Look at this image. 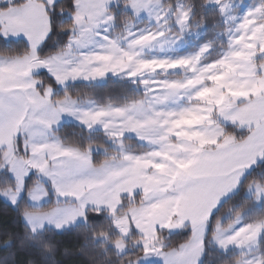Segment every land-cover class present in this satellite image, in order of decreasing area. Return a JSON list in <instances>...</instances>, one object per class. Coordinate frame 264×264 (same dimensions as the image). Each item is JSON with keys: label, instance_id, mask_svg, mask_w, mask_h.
<instances>
[{"label": "snow or ice", "instance_id": "snow-or-ice-1", "mask_svg": "<svg viewBox=\"0 0 264 264\" xmlns=\"http://www.w3.org/2000/svg\"><path fill=\"white\" fill-rule=\"evenodd\" d=\"M0 40V264H264V0H0Z\"/></svg>", "mask_w": 264, "mask_h": 264}, {"label": "trees", "instance_id": "trees-1", "mask_svg": "<svg viewBox=\"0 0 264 264\" xmlns=\"http://www.w3.org/2000/svg\"><path fill=\"white\" fill-rule=\"evenodd\" d=\"M213 19H214V14L209 13L208 23H211ZM2 47H3V41L0 40V48ZM11 47L15 48L16 45L12 44ZM115 89H116V85L109 82L108 87L104 89L103 91L104 92H109V91L114 92ZM81 91H83V89ZM76 131L78 130L72 127L71 124H69L62 130V134L71 136L72 133ZM98 158L102 159V157H98ZM227 207L228 206H226V209ZM16 228H17V224H16L15 211L8 205V203L0 199V260H3L8 255V253L5 252L3 248L2 234L5 232H11ZM57 239L61 242L63 246H66V247H73L78 242L75 234L58 237ZM184 239H185L184 235H178V236H174L171 242L173 245H178L179 243L183 242Z\"/></svg>", "mask_w": 264, "mask_h": 264}, {"label": "rangeland", "instance_id": "rangeland-1", "mask_svg": "<svg viewBox=\"0 0 264 264\" xmlns=\"http://www.w3.org/2000/svg\"><path fill=\"white\" fill-rule=\"evenodd\" d=\"M245 3H251L252 0H244ZM3 200V199H2ZM6 202V201H5ZM7 203V202H6Z\"/></svg>", "mask_w": 264, "mask_h": 264}]
</instances>
